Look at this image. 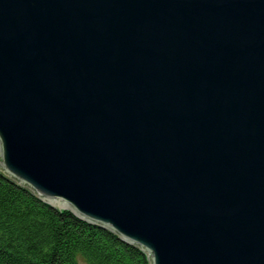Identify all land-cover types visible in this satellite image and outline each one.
Here are the masks:
<instances>
[{"label":"water","instance_id":"95a60500","mask_svg":"<svg viewBox=\"0 0 264 264\" xmlns=\"http://www.w3.org/2000/svg\"><path fill=\"white\" fill-rule=\"evenodd\" d=\"M0 173L149 264H264V0H0Z\"/></svg>","mask_w":264,"mask_h":264},{"label":"trees","instance_id":"16d2710c","mask_svg":"<svg viewBox=\"0 0 264 264\" xmlns=\"http://www.w3.org/2000/svg\"><path fill=\"white\" fill-rule=\"evenodd\" d=\"M0 264H149L112 233L35 202L0 173Z\"/></svg>","mask_w":264,"mask_h":264},{"label":"rangeland","instance_id":"374dc122","mask_svg":"<svg viewBox=\"0 0 264 264\" xmlns=\"http://www.w3.org/2000/svg\"><path fill=\"white\" fill-rule=\"evenodd\" d=\"M58 208H59V207H58ZM58 208H57V209H58Z\"/></svg>","mask_w":264,"mask_h":264}]
</instances>
